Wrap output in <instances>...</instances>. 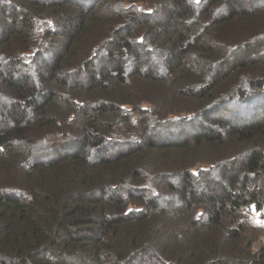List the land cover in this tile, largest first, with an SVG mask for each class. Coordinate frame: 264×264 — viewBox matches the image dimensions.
Here are the masks:
<instances>
[{"label":"trees","instance_id":"1","mask_svg":"<svg viewBox=\"0 0 264 264\" xmlns=\"http://www.w3.org/2000/svg\"><path fill=\"white\" fill-rule=\"evenodd\" d=\"M162 1L0 0V264H264L240 221L264 207V0ZM185 98L210 104L150 130ZM60 120L78 145L40 155Z\"/></svg>","mask_w":264,"mask_h":264},{"label":"rangeland","instance_id":"2","mask_svg":"<svg viewBox=\"0 0 264 264\" xmlns=\"http://www.w3.org/2000/svg\"><path fill=\"white\" fill-rule=\"evenodd\" d=\"M125 3H132V5H128L129 8L124 12L126 20L139 15L137 13H142L144 11H150V9L158 8L159 0H126ZM163 2L162 0H160ZM54 15L50 12H44L37 17L36 31L38 33V39L34 46V50L27 52V57L30 59V55L37 52V49L40 47H44V43L46 44L47 38L43 37V34L47 27L52 26V20L54 19ZM100 27V26H99ZM98 27L93 29L92 34L89 37H93L97 35ZM84 46V43H82ZM28 63L30 61L28 60ZM73 79V78H71ZM153 94V92H152ZM13 95V94H12ZM150 95V94H149ZM152 96V95H151ZM249 98L251 102L256 101L257 94L256 92H252L249 94ZM167 103V104H166ZM166 106L164 107L163 112H159L155 110L153 115L157 116L155 118L150 130L159 131V128L162 129V125L167 132L172 135L188 129L195 120V117L200 115L204 109H206L210 103L207 105H202L200 102H194L192 100H187V98L181 99L180 101H170L166 102ZM231 108V106H230ZM157 114V115H156ZM159 115V116H158ZM201 121H198L200 123ZM190 125V126H188ZM44 126V127H43ZM134 126V127H133ZM36 127V126H35ZM182 128V129H181ZM36 129V130H33ZM38 133H31L33 135V148L37 153L44 154L45 151L53 152L58 150L70 151L74 149L78 145L80 135L74 133V129L64 121L60 120L53 127L52 125L42 124V127L32 128L30 131H37ZM119 134V133H116ZM138 134L137 127L135 124L131 123L130 128L126 129L122 132V135L119 136L123 139V141L129 142L130 140H135V136ZM171 136V135H170ZM177 136L176 134L174 137ZM33 150V152H34ZM215 150V149H214ZM200 156V154H197ZM212 155H215V152H212ZM9 160V159H8ZM3 163V162H0ZM207 166L203 164L202 169H205ZM6 169V168H5ZM5 169L0 168V185L5 183H16L18 178L16 174L11 175L5 172ZM143 169L147 170L143 167ZM205 170H208L207 168ZM209 172V171H205ZM151 174V173H150ZM209 181L212 179H216L212 174L209 175ZM214 182V181H213ZM138 183H145L146 188L152 187L150 183L151 181L140 179ZM153 184V183H152ZM200 185H204V183H200ZM241 223H243L245 227V231L243 232V237H246L247 241L250 242V250L251 252H256L259 250L260 246L264 245V207L258 209L255 206H248L242 210V218Z\"/></svg>","mask_w":264,"mask_h":264}]
</instances>
